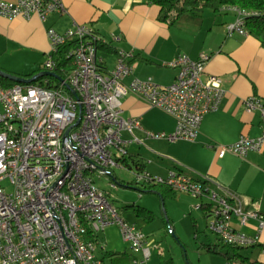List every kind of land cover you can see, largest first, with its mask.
I'll use <instances>...</instances> for the list:
<instances>
[{
  "label": "built area",
  "instance_id": "1",
  "mask_svg": "<svg viewBox=\"0 0 264 264\" xmlns=\"http://www.w3.org/2000/svg\"><path fill=\"white\" fill-rule=\"evenodd\" d=\"M58 10H65L61 0H0V16L10 20L37 16L44 22ZM233 10L238 17L229 32L249 34V12ZM47 34L51 50L44 70L59 76H54L53 86L0 83V264H104L96 254V232L113 224L120 226L124 240L142 254L135 263L147 264L152 249L146 234L119 216L93 178L116 176L114 168L124 166L128 145L141 143L134 134L135 129H143L141 121L123 116L121 98L133 92L175 117L172 132L145 130L146 138L193 142L205 115L217 111L226 96L223 79L206 73L210 55L203 52L197 59L183 53L167 62L178 69L170 85L137 76L126 83L125 78L135 72L133 49H117L115 66L107 68L99 51L108 42L90 24H75L65 32L50 27ZM62 51L67 65L60 63ZM245 103L248 111H259L264 128V101L252 96ZM124 132L132 138L124 139ZM263 149L264 131L219 145L218 156L230 152L246 158ZM136 180L201 198L196 209L211 205L209 227L223 243L239 247L259 243L258 234L236 229L232 218L238 217L241 224L255 219L261 231L264 214L258 207L245 209L228 191L220 193L221 185L209 176L194 179L176 170L161 176L137 169Z\"/></svg>",
  "mask_w": 264,
  "mask_h": 264
},
{
  "label": "crops",
  "instance_id": "2",
  "mask_svg": "<svg viewBox=\"0 0 264 264\" xmlns=\"http://www.w3.org/2000/svg\"><path fill=\"white\" fill-rule=\"evenodd\" d=\"M61 2L65 10L51 13L44 22L37 16L29 20L21 17L10 20L0 16V68L16 75H28L39 70L51 50L47 29L52 27L65 32L82 23L93 26L107 40L110 50L99 51V57L107 68L112 66L101 52L112 53L115 65L117 49L135 51V72L125 78L126 83L137 76L152 77L161 85H170L175 82L178 69L165 65L167 62L183 53L193 59L199 58L203 52L209 54L206 73L221 76L227 90L220 108L205 115L195 141H173L169 149L160 154L167 161H159L155 169L152 164L150 167L154 173L162 175L176 170L194 179L201 175L209 176L221 185L220 193L228 191L241 200L245 209L258 207L264 214V149L251 152L246 158L230 152L223 157L218 156L219 145L232 144L241 135L256 137L264 131L259 111H248L245 103L252 96L264 101V47L251 34L229 32L228 27L236 21L238 13L233 9L221 12L207 9L200 15L187 13L177 23L169 25L159 20V6L140 0ZM121 102L124 117L141 121L143 129L134 130L141 140L137 144L147 142L153 145L154 140L146 138L145 130L172 132L175 129V117L152 107L142 96L128 92ZM134 144L130 143L128 149ZM128 151L126 158L127 162L133 163L132 168L149 170L148 164L154 161L153 158L147 160L139 153ZM152 153L154 157L159 154L154 150ZM163 193L164 199L161 194L159 196L165 202L171 193L167 190ZM167 219L171 224L172 219L169 216ZM232 225L248 234L259 235V243L250 246V254L240 253L250 261L264 264V229L258 230V221L250 219L241 224L238 217L233 216ZM223 264L244 262L238 257H225Z\"/></svg>",
  "mask_w": 264,
  "mask_h": 264
},
{
  "label": "rangeland",
  "instance_id": "3",
  "mask_svg": "<svg viewBox=\"0 0 264 264\" xmlns=\"http://www.w3.org/2000/svg\"><path fill=\"white\" fill-rule=\"evenodd\" d=\"M106 58L109 66L114 65L112 53L101 52ZM5 58V57H4ZM6 59V58H5ZM46 61V60H45ZM162 132V131H156ZM130 133L124 132V139L131 138ZM153 145L142 142L141 145H131L128 150L139 153L147 160L151 157L153 162L148 164V171L161 176H167L154 173L156 164L164 160L160 154L169 149L173 141L152 139ZM176 140V142H180ZM159 153L154 157L152 151ZM152 164V168L150 167ZM116 176H103L99 178L94 175L96 185L104 190L111 204L118 210L119 216L129 223L135 224L142 229L147 236L148 244L152 249V255L147 264H161L162 261L173 259L175 264H223L225 257L221 253H213L208 250L205 244H221L218 234L210 229L209 223L211 216H206L202 209H196L197 204L202 203L201 198L193 197L187 192H180L175 197H167L165 202L156 192L149 191L144 183H138L136 180V168L127 166H117L114 168ZM115 183L116 186H112ZM3 185L7 190L12 191L8 181ZM137 204L152 210L156 219L146 222L142 216H138L135 210L129 208V205ZM172 219L168 224L167 217ZM96 254L103 259L104 264H136L135 259H142V254L136 252L131 244L124 240L121 228L118 224L106 227L104 230L96 232ZM204 244V245H203ZM107 252L116 253L115 255H106ZM120 252H126L123 255ZM240 252L248 255L251 247H242ZM118 258L114 261V258ZM238 262L242 263L240 260ZM248 264V263H244Z\"/></svg>",
  "mask_w": 264,
  "mask_h": 264
},
{
  "label": "trees",
  "instance_id": "4",
  "mask_svg": "<svg viewBox=\"0 0 264 264\" xmlns=\"http://www.w3.org/2000/svg\"><path fill=\"white\" fill-rule=\"evenodd\" d=\"M149 4H155L159 6L160 12H159V20L162 22H165L169 25H174L179 21V19L187 14H195L200 15L205 10L211 9L215 12H221L223 10H229L233 9L234 7L246 10L249 12V14L246 16V27L249 32V34L255 36L261 41L262 46L264 47V0H140ZM101 49H108L110 50L109 45H101ZM59 60L60 63L63 65H67L69 60L66 56H64V51L60 52L59 54ZM45 71L44 66L39 68V70L34 71L28 75H19L24 78H32L35 75ZM60 72V70L58 71ZM48 79L49 83L45 84V80ZM56 80L54 76L44 75L38 77L35 81L32 82H26V83H35V84H41L46 85L48 87L53 86V82ZM0 83L4 86H11L16 83V81L11 80L9 78H6L0 74ZM122 163L124 166H129L132 168V164L127 162V158L122 160ZM137 162H134V164ZM140 169V168H139ZM115 177V176H114ZM113 177V178H114ZM149 189V191L155 192L158 191L161 196H164L163 193L164 190H167L171 193L169 196H175L176 192L172 190L167 185H146ZM129 208L135 210L136 214L138 216H142L146 222H151L155 220L157 217L155 213L145 208L141 205L132 204L128 206ZM202 210L205 212L206 216H210L211 211V205H205L203 206ZM168 224L170 225V221H168ZM221 240V239H220ZM206 247L210 252L213 253H222L225 257L228 259H233L235 257L240 258L244 263L248 264H263L258 261H250L248 258L243 257L240 253V249L242 247L234 246L227 243H221V244H207ZM123 255H126V252H120ZM116 253L108 252L106 255L112 256ZM118 258L113 259L114 261H117ZM161 264H175L173 259L164 260L161 262Z\"/></svg>",
  "mask_w": 264,
  "mask_h": 264
},
{
  "label": "water",
  "instance_id": "5",
  "mask_svg": "<svg viewBox=\"0 0 264 264\" xmlns=\"http://www.w3.org/2000/svg\"><path fill=\"white\" fill-rule=\"evenodd\" d=\"M0 74L6 78H9L11 80H14L16 82H32L35 81L38 77L40 76H44V75H49V76H55V77H59L55 72H51V71H43L37 75H35L32 78H24L21 77L19 75L16 74H11L5 70H3L2 68H0ZM69 132V130L67 131V133Z\"/></svg>",
  "mask_w": 264,
  "mask_h": 264
}]
</instances>
